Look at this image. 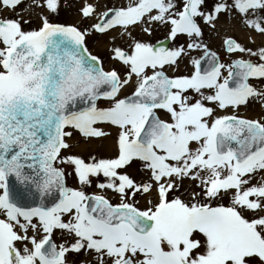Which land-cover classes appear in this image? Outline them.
I'll use <instances>...</instances> for the list:
<instances>
[{
  "label": "snow or ice",
  "instance_id": "1",
  "mask_svg": "<svg viewBox=\"0 0 264 264\" xmlns=\"http://www.w3.org/2000/svg\"><path fill=\"white\" fill-rule=\"evenodd\" d=\"M0 264H264V0H0Z\"/></svg>",
  "mask_w": 264,
  "mask_h": 264
}]
</instances>
